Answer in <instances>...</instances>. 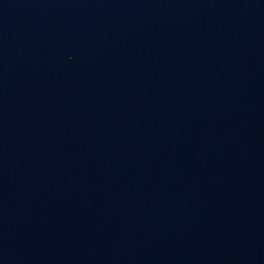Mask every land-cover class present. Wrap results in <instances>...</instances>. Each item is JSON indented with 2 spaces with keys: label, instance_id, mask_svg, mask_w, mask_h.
<instances>
[{
  "label": "water",
  "instance_id": "water-1",
  "mask_svg": "<svg viewBox=\"0 0 264 264\" xmlns=\"http://www.w3.org/2000/svg\"><path fill=\"white\" fill-rule=\"evenodd\" d=\"M0 264H264V0H0Z\"/></svg>",
  "mask_w": 264,
  "mask_h": 264
}]
</instances>
